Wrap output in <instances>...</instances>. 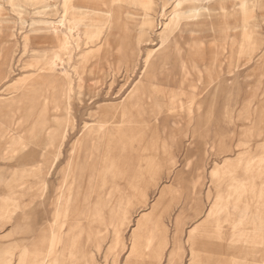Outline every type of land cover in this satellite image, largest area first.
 I'll use <instances>...</instances> for the list:
<instances>
[{"label":"rangeland","instance_id":"1","mask_svg":"<svg viewBox=\"0 0 264 264\" xmlns=\"http://www.w3.org/2000/svg\"><path fill=\"white\" fill-rule=\"evenodd\" d=\"M79 4L91 10L75 9ZM191 4L201 9L203 24L210 26L197 29L189 38L194 48L203 50L204 58L197 64L201 71L182 72L172 86H154L158 110L163 112L159 120L119 121L109 136L98 129L105 108L115 112L119 105V114L124 111L149 51L159 46L171 17L183 7L179 0H0V100L17 98L33 88L20 105H0V175L4 178L0 199L11 197L9 213L0 217V264L8 252H13L10 264H18L21 256L31 254L29 245L39 236L33 228L42 225L46 230L54 223L56 188L70 161L72 169L79 156V162L90 166L82 173L84 185L75 181L67 185L81 191L68 220L70 224L81 220L91 230L107 233L100 250L97 239L80 240V254L91 249L85 255L89 264H111L115 259L117 264H169L176 218L193 204L203 203L201 215L181 234L187 250L192 228L217 231L211 227L225 210L229 187L237 184L246 185L247 199L256 200L259 212L254 222L239 227L264 232V0H193L185 6ZM110 9L124 19L128 54H135L121 64L107 55L112 50ZM63 18L66 24L57 33L53 23ZM64 36L69 46L64 47ZM210 62L216 78L207 87L204 64ZM170 68L167 61H156L160 74L168 75ZM113 123L107 122L106 128ZM20 135L30 143L25 154L12 152L13 137ZM216 137L228 144L226 151L214 146ZM93 143L100 148L95 159H88L87 148ZM37 152H44L45 159H37ZM30 165L33 171L20 176ZM113 165L118 173L128 167L121 193L114 194L107 206L102 203L106 225H90L91 217L84 212L95 210L101 200L98 192L103 201L108 200ZM91 176H97L93 186L88 182ZM46 183L50 190L45 192ZM111 205L128 220L110 221ZM243 205L241 201L239 206ZM235 226L227 214L221 231L228 237ZM115 227L121 245L113 253ZM209 241L215 244L209 247L213 264H228L236 255L250 264L246 249L216 247L226 239ZM160 243L161 258L155 253Z\"/></svg>","mask_w":264,"mask_h":264},{"label":"bare ground","instance_id":"2","mask_svg":"<svg viewBox=\"0 0 264 264\" xmlns=\"http://www.w3.org/2000/svg\"><path fill=\"white\" fill-rule=\"evenodd\" d=\"M191 1L193 0H179V4H181V6L183 5V7L181 8V10L176 11L174 15L171 17L170 23L168 25V29L165 31L166 33L164 32L165 34L161 37L160 39L161 41L159 42L160 44L158 43L159 46L156 49H152L151 51H149L150 53L148 55L147 61L145 62L146 65L144 67L143 75L138 80V83L135 86H133L134 88L133 89L131 88L132 91L127 97L124 111L121 112V114H119L121 111L119 108V105L115 106L116 107L115 112H111L110 109L109 108L107 109L106 107L104 114L102 116L103 117L102 121L99 126L100 128H98L101 132L108 134L110 129L114 130L113 128L116 125V122L118 123L119 121L121 122H130L132 120H140V121L142 120L143 121V120H150V118L159 120L163 116L162 115L163 112L161 113L158 110L157 103L155 100V94H154V86H158L160 84L165 85V86H172L177 83V79H179L182 72L189 71V70L191 71L200 70L201 71V69H198L197 64L200 62V59L202 60L204 58L203 50L194 48L189 42V38H190V35H192V33L195 32L197 29H201L203 26H207V28L210 29V26L207 23L203 24L201 18H203L204 15L201 14V9L198 8V6H193V4H191L190 6H185V4H188ZM76 8H79L81 10L86 9L85 11L91 10L87 6L86 7L80 6V4L78 6H75V9ZM109 12L111 14V19H110L111 20V33H110L111 37H110L108 44H109V47H112V50L108 51L107 55H110L111 58H116V59L118 58V60L114 62L115 64H121L123 60L132 59L135 54L133 53L134 51L133 52L130 51L132 52L130 53L132 57L129 56L128 54L129 51L127 49V42H128L127 28H126V24L123 22L124 19L122 20L121 14L117 13L116 11L112 9H110ZM138 18L140 19V17ZM65 24H66L65 19L63 18L59 20L58 23L56 22V24L54 22L52 27L55 29V32L58 33L60 26H64ZM143 35L145 36V33ZM144 39L145 38H143V40ZM68 43H69L68 39L64 36V43H63L64 47L68 45ZM138 44L136 45L138 46ZM160 60H165L170 64L171 68L169 69L170 73L168 75L160 74L159 72H157L156 61H160ZM134 67H136V65ZM204 68H205L204 73L206 75L205 85L208 87L211 83H213V81L216 78L214 74V67H213V64L210 62V63L204 64ZM262 71L264 74V66H263ZM95 83H96V80H95ZM65 84L63 85L65 86ZM32 87L33 86H31V88ZM67 90L68 89L65 88L66 93H67ZM32 91H33V88L21 92L19 97L17 98H13L9 100H0V105H4V106H11L13 104L20 105L21 102L24 100V97L28 93H32ZM33 98H34L33 96H30L31 100H33ZM68 101L70 100L68 99ZM107 122H109V124L111 122H114V123L112 124V126H110L107 129L106 128ZM29 132L31 133V136H32L33 129H31ZM108 135L111 136L110 134ZM29 144L30 143L26 141L25 137L22 135L18 137H13V140L11 143L13 147L12 152L13 153L21 152L22 154H25L31 148ZM213 144L217 149L219 150L221 149L223 151H226L228 147V144L223 139H220L217 137L215 141H213ZM99 148L100 147L97 143L96 144L93 143L91 147L88 146L87 148V151L89 153L88 155L97 156V151ZM122 150H125V149H122ZM37 153H38L37 159L39 158H41V160L45 159L44 152H37ZM50 158H53V157H50ZM32 163H36V161H33ZM71 163H72V160L70 161L69 165H71ZM123 164L126 165V161H124ZM87 166L88 165L85 162H79V164H76V167L79 169L80 174L84 173V171L88 168ZM114 166L115 165H113L110 170L112 182H111V190L107 194L108 197H112V198L114 197V194L118 192L119 194L121 193L122 187L119 184V182L124 180L125 168H126V167L122 168L121 171L118 173V172H114V169H113ZM32 171H33V165H30L29 169H27L24 172H21L20 176L29 174L28 172H32ZM2 182H4V178L0 175V183ZM23 185H24V182L20 184V186H23ZM90 186H92V184ZM104 186H106L105 180L102 181V188ZM48 188H49L48 183H46L43 189L46 192ZM236 192L237 194H235ZM236 192L231 194L230 197L233 198L234 197L233 195H236L234 197V199H237L236 201L240 203L241 200L244 199L245 202L243 203H245V205L248 206L249 200L247 199L248 197L246 195V192H244L243 190L236 191ZM74 194H75L74 187L67 188L66 186L65 191L63 193L61 192L58 195L57 211L55 214L54 223L50 225L49 229H46V230L45 228L42 229V231L39 233V236L35 237V240H34L35 242L29 245L31 254L27 253L21 256L18 264H26V263L27 264L29 263H33V264H78L82 259H85L84 256L78 257L80 237H83V236L88 237L87 239L92 238L91 241L94 239L95 240L97 239L96 241L97 243L95 244V246L97 250H100L101 242L105 240V238L107 237V233H103V232L101 233V232H98L97 230L93 231L88 227L87 224L81 223V221H77L74 224H70L68 222V219H69L68 217H69V214L71 213L70 208L72 207V204H73L72 200L74 199ZM98 195L100 197L99 199H101L102 201L98 202L96 205H101V206H96L93 212L91 211L84 212V215L89 214V217H91L92 221L91 223H89L90 225H97L96 223H102L106 225V222H107L105 211L103 209L106 207L102 206V203L106 205L108 201H103L104 197L101 192H98ZM85 198H89V194H87ZM6 199L9 201L11 197L7 195ZM8 201L0 199V217L1 218L7 215L10 211V204L8 203ZM72 208H73L72 211L74 214L75 207H72ZM196 212L197 214H199L201 212V209H196ZM262 215L264 216V211H262ZM108 216H109V220L114 223L128 220V217L122 212H120V210H117L116 206H112L110 208ZM186 216L187 214L185 212L184 214H181V216L179 215L174 222L175 229H176V235L174 237L175 239L174 248L170 254L168 253L169 254V264H179L180 261L183 260V254H182L183 249L180 250L181 241L180 239H178V235L185 230V227L188 224L186 222ZM223 223L224 221H221V217H220L217 231L222 230L221 227ZM205 233L206 232H204L203 230L199 228H195V229L192 228L189 231L190 238L193 241H196V239L201 238V237L202 238L206 237ZM113 238H114L113 240H115L114 246L112 247V251L114 253L118 249V246L121 245L120 230L116 227L114 229ZM134 244H135V241H134ZM163 248L164 247L161 246V243H160L156 246V249H155V253L157 255H160V258L161 256L163 257ZM6 255L7 256L5 257L3 263L10 264L11 260L13 259V252H8L6 253ZM212 258L213 257L211 253L202 252L200 248L196 247L195 243L193 242V245L190 250V259H191L190 264H211L213 261ZM85 261H86L85 264L90 263L89 260L87 259ZM228 261L229 263L238 262L234 258L228 259ZM228 261H225V262H228ZM117 262L118 260L115 259L112 261L111 264H117Z\"/></svg>","mask_w":264,"mask_h":264},{"label":"crops","instance_id":"3","mask_svg":"<svg viewBox=\"0 0 264 264\" xmlns=\"http://www.w3.org/2000/svg\"><path fill=\"white\" fill-rule=\"evenodd\" d=\"M87 158L88 159H95L96 155H88ZM80 159H81V156H79L78 160L75 159V162H73V164H72V169H69V165L66 168L64 174L62 175L61 183L56 188V192H55V196H54L55 199H53V201H57V197H58L59 193H61V192L63 193L65 191L66 186L68 184H70L71 181H75V183L79 184V185H82V183H83V185H84L86 179H84V176L79 173V169L76 167V164H79V160ZM87 165H89V164H87ZM127 165H128V162L126 161V166ZM127 169H128V167L125 168V175H126ZM70 170L73 171V174H71V175L69 173ZM212 174L213 173H211V175ZM93 177L94 176H91L90 179H88L89 184H92V186L94 184V179L97 176H95L94 178ZM73 178H76V179L73 180ZM126 181L128 182L130 180L128 178H126ZM119 184L122 187V181H120ZM48 186H49L48 190H50L49 183H48ZM245 186L246 185H243V184L232 185V186L229 187L228 193H226V195H225V198L226 199L228 198L227 200H229V201L226 200L228 204L227 203L223 204L224 205L223 207H225V210L222 211L220 217H221V221H224V223H225L226 215L227 214L229 215V221H231L232 224H237V226L234 227V232L230 236L227 237L226 233H223L222 231L208 232L207 230L206 231L203 230L204 227L199 226V229H201L204 232H206L205 233L206 237H204V238L201 237V238L196 239V241H193L189 237V233H188L187 239H188V243H190V246H189L190 248L185 250L182 247L183 244L182 243L180 244V246H181L180 250L183 249V253H182L183 254V260L180 261V263L183 262L184 260H185L184 264H190L191 263L190 262V260H191L190 259V250H191V247L193 245V242L195 243L196 247L200 248V250L202 252L211 253L210 252L211 250L209 249V247H213V245H215V244L213 242L209 241V239L210 238H217L219 240L226 239L227 242L225 244L220 243V244L216 245V247H220V248L224 249V246H225L228 250L237 249V251H239L240 249H246L248 251V258L250 259V264H263V262H264V244H263V242H264V232L262 230L257 231L256 228H247L246 229L244 226L243 227H239L240 223H243V224L246 223L247 224V222H250V223L254 222L255 213H257V214L259 213V212H257V210L255 209V206H254L256 200L254 198L253 199H248L249 200V205L248 206L243 205V208H241V206H239L240 203L238 201L235 202L236 199H234V197L236 195H233L234 196L233 198L230 197V195L233 194L236 191H240V190L245 191V189H243V188H245ZM74 191H75V194H74V199L72 200V202H73L72 207H75V205L79 201L80 195H81V191L80 190H77V189L74 188ZM235 194H237V192ZM110 199L112 200L113 198L112 197H108V200H106V201H109ZM100 201H102V200H100ZM100 201H98V202H100ZM241 201L245 202L244 199H242ZM97 206H101V205H97ZM104 206H107V204L104 205ZM189 209L190 210L186 212V214H187L186 222L188 224H190V221L192 219H195V218H197L198 216L201 215L203 210H201V212L199 214H197L196 209H203V203L202 204H193ZM207 217L209 218L208 215H207ZM68 222H69V220H68ZM75 222H77V221L75 220ZM215 222H216L215 226H212L211 228H213L214 230H217V227L219 225L218 224L219 223V219L215 220ZM81 223H83V222L81 221ZM224 223H223L221 229H224ZM43 228L44 227L41 225V226H38L37 228H33V231L38 235ZM205 228H207V227H205ZM182 233H180L178 235V239H180V240L182 238V236H181ZM33 235L36 236L35 234H33ZM84 237H86V236L80 237V240L82 238H84ZM247 239L253 240L254 243H251L249 241L247 242L246 241ZM90 251H91V249L89 250V253H90ZM186 251H188L187 256H185ZM89 253H87L86 250H84V253L81 252V254H80V249H79L78 257H83L84 256V258H85V259H82L79 264H85V262H86L85 261L86 260V256L85 255L88 256ZM91 255L92 254H90V258H91ZM233 258L236 259L238 262H232V263H228V264H245V263L241 262V258H240L239 255H236L235 257H232V259ZM224 259L222 257V260H224ZM187 261H188V263H187ZM211 264H213V263H211ZM216 264H224V263L216 262Z\"/></svg>","mask_w":264,"mask_h":264}]
</instances>
